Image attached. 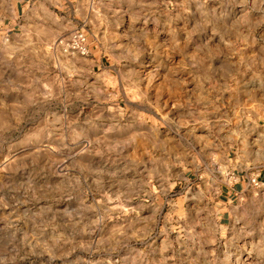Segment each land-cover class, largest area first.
I'll return each mask as SVG.
<instances>
[{"label": "clouds", "instance_id": "obj_1", "mask_svg": "<svg viewBox=\"0 0 264 264\" xmlns=\"http://www.w3.org/2000/svg\"><path fill=\"white\" fill-rule=\"evenodd\" d=\"M0 264H264V0H0Z\"/></svg>", "mask_w": 264, "mask_h": 264}]
</instances>
